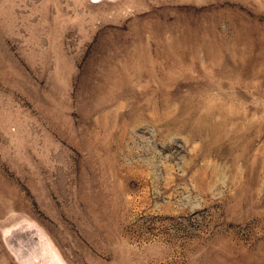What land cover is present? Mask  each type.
I'll list each match as a JSON object with an SVG mask.
<instances>
[{"label": "rangeland", "instance_id": "rangeland-1", "mask_svg": "<svg viewBox=\"0 0 264 264\" xmlns=\"http://www.w3.org/2000/svg\"><path fill=\"white\" fill-rule=\"evenodd\" d=\"M0 264H264V0H0Z\"/></svg>", "mask_w": 264, "mask_h": 264}]
</instances>
